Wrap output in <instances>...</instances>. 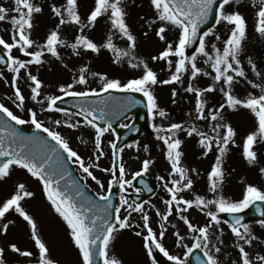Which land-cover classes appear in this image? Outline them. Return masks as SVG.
Instances as JSON below:
<instances>
[{
	"label": "snow or ice",
	"instance_id": "snow-or-ice-1",
	"mask_svg": "<svg viewBox=\"0 0 264 264\" xmlns=\"http://www.w3.org/2000/svg\"><path fill=\"white\" fill-rule=\"evenodd\" d=\"M241 2L242 0H150L156 13L153 22H159L156 31L159 39L167 41L166 33L171 29L177 30L175 40L167 41L166 47L158 55L152 57L153 61L166 62L170 72L168 79L160 80L158 73L146 61L132 63L130 60L132 68L142 65L143 72L139 77L122 81L109 78L107 74L95 73L94 75L99 76L103 81L99 90L95 88L76 90L77 85L89 84L85 75L88 69L83 67L78 76L73 77L72 83L60 87L59 91L63 93L62 96L50 95L45 98L48 103L47 108L43 110L64 112L65 116H70L69 112L57 106V102L63 100L64 97H80L85 100L89 97H101L99 100L85 103L80 107L75 115L82 119L63 121V126L69 129L79 128L81 124L94 129L95 148L99 153L95 159L98 162L101 156L105 155L103 148L105 134L116 132V129L113 128L112 118L123 115L124 110L130 105L139 103L134 98H129L127 101L120 100L110 93L114 91L142 93L147 98L148 112L155 119L157 114L160 117H165L168 114L159 107L153 90L154 86L157 84H184L185 76H188L190 81H195L201 75L212 77L213 83L207 87L201 88L189 82L185 88L186 92L195 94L197 119L214 122L210 124L212 135L195 125H189L185 129L182 123H171L166 128L153 124L157 139L166 145V159L170 162L171 168L168 175L172 177L169 180H165L164 176L158 177L170 197L164 201L166 208L163 212L156 209V215L162 221L159 225V232L151 226V217L148 210L145 209L144 203H136V201L129 203L128 197L125 195L137 177L148 173L150 166L154 163L153 160L144 159L141 169L133 174L132 179H126V168L122 156L124 148H119L116 142L119 136H116L115 140L109 141L113 163L111 167L101 169L111 176L106 193L100 195V200L106 202L101 209L96 203L83 199L84 194L74 187V181L72 185H69L65 180V176L70 175L66 168V162L71 160L73 163H77L87 177L95 181L100 188H105L104 183L93 174L91 170L93 165L86 166L85 159L70 146L68 139L55 128L45 126L43 121L38 118L37 111L28 109L30 118L26 120L16 115L4 103H0V113L5 114L8 118V120L0 119V179L8 177L16 167L26 170L42 183L47 200L70 230V236L80 253L82 264H100V261L102 264H123L121 260L110 255V246L118 232L133 228V224L130 223L133 213L141 215L146 234L140 231L135 234L144 240V247L148 255L152 257L153 264H156L157 258L153 255L156 250L173 264H189V257L193 255L194 250L200 249L203 250V256L206 258L201 261L200 256H197L196 259L200 261V264H220L212 250L214 248L215 253H219L220 247L212 245L210 248V245L213 238H216L220 243L223 242L212 232L213 226H217V231L222 234L223 228L219 227L222 223L228 224L237 241L243 242L236 245L240 255V264H264V255L257 253L253 259L250 252L246 250L245 246H252L254 241L259 240V237L253 234L249 224L243 222L244 217L239 215L256 205L257 202H264V189L248 184L239 200H231L222 194L225 181L224 158L230 150L229 146L235 145L238 137L237 129L225 119V109L232 111L246 109L255 119L256 130L247 134L241 145H237L242 149V155L248 164L258 163V144H264V69L259 68L257 63L248 57L247 64L250 67L246 70L241 55L244 52V42L247 39L248 22L245 15L239 10H227L226 7L234 3L238 5ZM14 4L15 15L10 17L11 42L0 36V52L6 53V56L0 54V63L7 64L14 73L12 86L16 101H18V103L14 101L17 108H23L26 99L17 83L20 80L21 70H26L27 77L32 82L30 85L32 100L43 104V101L38 100L44 87L43 81L29 69L33 65L46 63V55L62 61L61 48H70L77 56L81 54L82 50L99 53L101 48H105L115 54L118 63L123 57L130 56V52L137 46V38L127 23L128 12L125 0H94L93 9L86 19L80 13L79 0H66V3L59 5L57 3L50 4V11L58 18V24L47 34L42 43L33 39L32 30L35 14H41L44 11L43 7L36 0H14ZM254 6L257 7L255 31L264 37V0H258V5L254 0ZM8 12L9 9L0 5V21L9 19ZM101 17H106L110 22L111 29L122 38H126L129 42L128 50L118 48L113 43L111 35L103 44H97L90 38L86 30L94 28L98 18ZM209 20H213L215 25L224 22L231 26L222 47L212 44L209 49L208 38L210 36L220 40V35L216 34L214 28L209 27L207 30H203V26ZM68 25H75L78 28V34L74 36L72 42L62 38L61 26ZM194 45H198V47L193 49ZM189 49H193L191 55ZM14 50L27 59L15 55ZM201 56L205 58L203 62L209 65L211 72L198 66V57ZM131 59L134 60L135 57ZM64 67L67 65L65 64ZM238 84L251 86V89H259V93L248 91L244 97L236 95L234 89ZM217 91L222 94L224 101L218 106L209 107L206 94ZM104 93H109V95L103 96ZM172 95L173 97L177 95L176 89L172 90ZM8 121L15 122L16 125L31 124L36 130L46 133L47 138L50 139L40 135L26 136ZM99 121H104L106 126H101ZM54 124L56 128H59L62 122L55 120ZM128 126L121 125V127ZM181 131H186L189 137L194 134L199 137L198 143L204 149L205 156L211 153L214 147L217 150L215 162L208 172V187L210 192L215 194L214 198L209 199L204 195H196L194 199H188L182 195L193 188L194 180L190 172L195 173L196 169H189L182 164L184 153L181 149L184 141L178 136ZM127 147L131 148L133 145H127ZM137 150H139L138 143ZM95 167L99 168V163H96ZM259 171L264 174V167H261ZM114 186L119 190V206L115 208V222H112V189ZM147 190L152 191L151 187H148ZM135 191L139 193L141 189L137 187ZM33 196L34 192L29 190L25 183H19L14 194L0 203V220H4L11 213L18 214L30 226L31 237L38 249V264H59V261L51 258L50 248L40 234L37 220L23 206L26 198ZM193 207L198 208L210 218L204 226L194 225L188 215H185ZM121 209L127 213L123 217L120 214ZM174 212L179 220L184 222L188 231L193 234V243L188 246L183 243L184 235H181L179 231L174 233L177 238V246L186 249L183 257L170 254L163 243V238L168 230L167 224ZM221 214H228L231 221L222 219ZM260 215L264 216V209H260ZM10 223L13 221L9 220L2 225L4 233H7ZM259 223L264 226V220H260ZM10 249L25 257L33 255L31 251H22L15 243L10 245ZM0 264H6L4 247H0Z\"/></svg>",
	"mask_w": 264,
	"mask_h": 264
},
{
	"label": "rangeland",
	"instance_id": "rangeland-1",
	"mask_svg": "<svg viewBox=\"0 0 264 264\" xmlns=\"http://www.w3.org/2000/svg\"><path fill=\"white\" fill-rule=\"evenodd\" d=\"M36 2L43 7L44 11L41 14H35L32 37L38 43H42L47 34L58 24V18L51 13L49 5L52 3H57L58 5L63 4L66 3V0H36ZM79 3L80 13L82 17L86 19L90 11L93 9L94 0H79ZM125 3L127 5L128 12L127 23L129 24L132 33L137 38V46L135 50L130 52V56L123 57L120 62L117 63L115 54L112 53L111 50L105 48H101L99 53L82 50L79 56L75 55L70 48H61L60 51L63 57L62 61L57 60L55 57H51L50 55H46L49 57H45L46 63L43 65H35V67L32 66L33 68L31 67L29 69L34 75H38L43 81L44 87L42 89L41 96L38 97V100L43 101V104L32 100L30 91V85L32 82L28 79L26 70H21L20 80L17 83L26 98L23 108L16 107V103H18V101H16V97L14 95V88L12 86V82L7 80L8 78L10 79V76L13 79L14 73H12L9 69L6 73L1 75L3 80L2 84L0 83V103H4L5 106L10 108V110H12L16 115L24 119L30 118L28 109L37 111L38 118L43 121L45 126L55 128V130L60 131L61 134L68 139L70 146L85 159L86 166L89 164L93 165V168L91 169L93 174L96 175L102 182H105L106 179H111L110 174L101 171V169L111 167V148L109 146V141L115 140V133L109 132L105 134V137L103 138L105 155L101 156L100 160L97 162L95 159L96 148L94 143V129L83 124H81L79 128L69 129L66 126H63L64 120L70 119L75 121L81 118L71 113L70 116H65L64 112L47 111L43 109L47 108L48 103L45 98L50 95H60L62 93L59 91L60 87L62 85H67L68 83H72L73 77L78 76L80 69L87 67L88 64V71L85 75L89 84L77 85L76 90H86L90 88L99 90L103 81L99 76L94 75L95 73L107 74L109 78H116L122 81L139 77L143 72L142 65L138 68H132L129 63L130 60L132 63L146 61L149 66L158 73L160 80L168 79L170 77V72L168 71L166 62L160 60L153 61L152 57L158 55L166 47L167 41L175 40L177 30L171 29L166 33L167 41L160 40L156 35L159 22H153L155 20L156 13L150 3V0H125ZM255 3L258 5V0H255ZM0 5L9 9V19L0 21V36H3L5 40L11 42L10 37L12 26L10 17L15 15V12L13 11L15 7L14 0H0ZM226 7L227 10H239L243 15H245L248 22L247 39L244 42V52L241 55V60L244 63L246 70L250 67L247 64L248 57H251L253 61L257 63L259 68L264 69V37H261L255 31L254 25L257 7L254 6V0H242V2L238 5L234 3L233 5ZM230 28L231 26L225 24L224 22L220 25H215L214 29L216 34L220 35V40H216L214 36H210L208 38L209 49H211L212 44H215L217 47H222L224 39L227 35H229ZM99 31H103V34L110 33V35H112L113 43H115L118 48L125 50L129 49V42L126 38H122L120 35H117L118 33L111 29L110 22L106 17H101L97 20L94 28L86 30L90 38H92L97 44H103L106 42L105 37L101 35L94 36L95 34H100ZM61 33L62 38L72 42L74 36L78 34V28L75 25L61 26ZM145 33L147 34L145 35ZM119 43H122V47H120ZM15 53L16 51L14 50V54ZM132 57H135V59H131ZM204 59L205 58L202 56L198 57V66L211 72L212 70L209 65L203 62ZM65 64L67 67H64ZM200 77L205 82V86L203 87H207L213 83L211 76L201 75L197 78V80H200ZM250 78H252L251 75ZM186 87L187 85L182 86L179 96L173 104L172 99L168 98L173 90L172 87L165 86L164 84H157L154 86L153 90L157 97L159 107L165 110L166 113L168 110V113L172 116L175 115L172 107H174V109L181 108L186 117V121L184 122V118L182 116L181 121L176 118L175 120L173 119L172 122L167 123V125H163V117L156 115L155 119H153L151 114V130L146 133L140 141L131 144L133 147H127L122 153L123 162L126 168V179H132L133 174L141 169L142 161L144 159H151L154 161V163L150 166L148 173L144 175L153 179L160 186L161 193L152 199L148 205H145V209L148 210L151 217V226L157 232L160 231L159 225L162 221L161 218L156 215V209L158 208L161 212H163L166 208L164 201L170 198L163 186V182L160 181L158 177L164 176L165 180H169L172 177H169L168 175L171 168L170 162L166 159V145L157 139V133L153 128V121L155 125H162L165 128L171 123H182L185 129L189 127V125H195L201 130L208 132L209 135H212L210 124L214 122L209 120V126L202 125L201 122L205 123L206 121L197 119L195 102L191 101V98H189L190 95L195 97V94L186 92ZM248 91H253L257 94L259 93V89H251V86L238 84L235 86L234 94L244 97L248 94ZM213 93L218 95L220 99L219 103L224 101L221 93L218 91ZM206 96L207 98L213 97L208 94H206ZM7 101L11 103V107H9L10 103ZM14 101H16V103H14ZM5 102H7L9 106ZM229 110L235 114H240V117L243 116L242 119H240V125L237 126L238 137L236 138L237 145H241L246 135L256 130L257 126L255 119L248 110ZM165 118L170 119V116ZM55 120H60L62 122L59 128H56L54 124ZM131 120L132 118L125 120L122 125H128ZM235 121L233 124H235ZM22 126L26 129H35L31 124H28L29 127H25L24 125ZM178 136H180L181 140L184 141L181 149L184 153L182 158L183 166L188 167L189 169H196L195 173L190 172V175L194 180L193 188L185 193H182V195H186L188 199H194L196 195H204L209 199L214 198L215 194L211 193L208 187V172L214 164V151L205 156L204 149L198 143L199 137L195 134L189 137L186 131H181L178 133ZM137 143L139 145V150H137ZM145 148H147V150H145ZM235 148L236 145H230V150L224 158L225 176L227 175V171L229 169H231L233 173L229 178L227 185L223 188L222 194L231 200L241 199L248 184H253L264 189V174H261L259 171L261 167H264L263 144H258V163L255 165L248 164L242 155V149L240 147H238V149L241 151L238 153L234 151ZM234 156L235 161L233 160ZM96 163H99V168L95 167ZM74 164L76 165V168H79V174L83 177L88 187L93 192L99 195L106 193L104 188H100L95 181H93L90 177H87V175L80 170L77 163ZM238 172L239 175H242L241 177L234 175ZM19 183H25L27 188L34 192L33 197L26 198L23 202V206L37 220L40 234L50 248L51 258L59 261V264H82L80 253L72 241L70 230L68 229L66 222L59 216L58 213L55 212L54 208L47 200L46 194L43 191L42 183L27 173L26 170L14 167L8 177L0 179V203L4 202L7 198H10L12 194H14ZM113 190L119 196L118 187H114ZM132 192H135L133 186L128 188L125 195L128 196V194ZM126 214L127 213L125 212V215ZM185 215H188L192 223L198 226H204L210 219L205 213L195 207L189 209ZM9 220L13 221V223L9 224L7 233H4L2 225L7 223ZM130 223L139 225V227H137V231L146 234L143 229V223L139 213L132 214ZM173 225H175V227H173ZM167 229L168 230L163 238L165 247L169 250L170 254L180 255L183 257V253L186 249L182 246H177V238L174 233L179 231L181 235H184L185 240L183 243L188 246H191L193 243V234L188 231L184 222L179 220L175 212L169 219ZM212 231L216 234V237H218L219 240H222L226 236L224 230L222 234L217 231V226H213ZM12 243H15L22 251H31L33 253L31 256L34 260L33 264H38V249L35 247L34 241L31 237L30 226L23 220L22 217L15 213H11L7 215L4 220H0V247L5 248L6 264H28L24 260L25 256L13 252L10 249V245ZM220 244L221 243L218 242L216 238H213L210 248L212 245L220 247ZM235 244L237 245V243ZM247 247L249 246H246V248ZM212 250L218 257L220 264H230V261L227 263L221 258V251L219 253H215L214 248H212ZM259 253L264 255V250L260 249ZM110 255L121 260L123 264H153L152 257L148 255L147 250L144 247L142 237L128 231L121 230L116 234V238L110 246ZM238 260L240 261V259ZM159 264H173V262L163 259Z\"/></svg>",
	"mask_w": 264,
	"mask_h": 264
},
{
	"label": "water",
	"instance_id": "water-1",
	"mask_svg": "<svg viewBox=\"0 0 264 264\" xmlns=\"http://www.w3.org/2000/svg\"><path fill=\"white\" fill-rule=\"evenodd\" d=\"M214 26V21L213 20H209L208 23L206 25L203 26V30H207L209 27H213ZM197 45L193 46V49L196 48ZM193 49H189V54L191 52H193ZM0 54H2L0 52ZM4 55V54H2ZM8 65L7 64H3L0 63V69L3 68H7ZM109 94L103 95V96H108ZM112 96L117 97L120 100L123 101H127L129 98H134L135 100L139 101V103L134 104V105H130L127 109H125V112L123 115H117L114 116L112 118V124H113V128L116 129L117 135L119 136V139L117 140V144L119 148H124L126 145L130 144L131 142H134L136 140H138L144 130L147 129L148 127V113H147V107H146V102L145 100H143L142 97L134 95V94H115L112 93L110 94ZM101 99V97H89L87 98V100H85L84 98H68L65 100L60 101L57 105L58 107L62 108V109H66L69 111H73V112H78L80 110V107L82 105H84L85 103H91L93 101L99 100ZM135 106V108H133ZM130 113H136V118L133 121V123L126 129H119V124L121 123V121L127 117L128 114ZM0 119L2 120H8V118L6 116H4L2 113H0ZM13 127H15L18 131L22 132L24 135L26 136H31V135H40L45 137L46 139H50L47 138L46 136H44L42 133L36 131V132H31V133H26L22 130L19 129L18 126H16L12 121H8ZM99 123L101 124V126H106L104 121H99ZM54 143V142H53ZM65 159L66 158V154H65ZM66 168L68 173H70V175H66L65 176V180L69 185H72V182H75L74 187L78 188L79 190H81L84 194L83 199L86 201H91L93 203H96L97 205L100 206V208L102 209L103 205L106 203L105 201L100 200L99 198H97L95 195H93L91 192H89L85 186L84 183L81 182V180L79 178L76 177L74 169L72 167V163L70 162V160H67L66 162ZM141 181L147 182L152 186V191L149 192L147 190L148 186L145 183H141ZM139 182V186L145 188L147 194L145 196H141V197H134L133 200L136 201V203H143L146 198L148 196H152L156 193L157 188L156 186H154V184L151 181H146L143 178H140ZM62 183H64V181H62ZM112 208H111V212L113 214V221L114 222V215H115V208H116V199L114 197H112ZM260 209H264V202H257L256 205H253L249 208V210L244 213V216L246 218L245 222L252 220V219H256V220H264V216L260 215ZM225 218L227 219H231L230 216H228V214H224ZM244 222V223H245ZM154 256L157 258V260L161 259V256H159L157 254L156 251H154ZM27 261L32 262V260L30 258H27ZM101 264V261H100ZM191 264H192V259H191ZM200 264V261L197 263Z\"/></svg>",
	"mask_w": 264,
	"mask_h": 264
},
{
	"label": "flooded vegetation",
	"instance_id": "flooded-vegetation-1",
	"mask_svg": "<svg viewBox=\"0 0 264 264\" xmlns=\"http://www.w3.org/2000/svg\"><path fill=\"white\" fill-rule=\"evenodd\" d=\"M253 234L257 237H259V240L255 241V243H253L252 246H250L253 250L257 251L259 250V243L261 242V229L260 227H256V229L252 230ZM231 238L236 241V242H242V241H237V239L234 236H231ZM231 244V248L235 245L233 242L230 243ZM223 257L227 258L228 256L231 257V264H237V261L232 258L233 255H235L236 257L238 256L240 258L239 252H238V248L234 249V251H229V252H222ZM240 264V262L238 263Z\"/></svg>",
	"mask_w": 264,
	"mask_h": 264
},
{
	"label": "trees",
	"instance_id": "trees-1",
	"mask_svg": "<svg viewBox=\"0 0 264 264\" xmlns=\"http://www.w3.org/2000/svg\"><path fill=\"white\" fill-rule=\"evenodd\" d=\"M184 117H185V115H184Z\"/></svg>",
	"mask_w": 264,
	"mask_h": 264
}]
</instances>
